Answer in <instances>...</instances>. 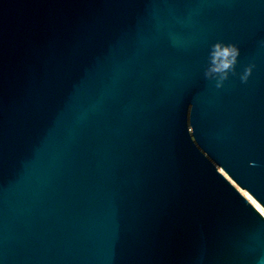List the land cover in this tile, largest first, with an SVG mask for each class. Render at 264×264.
I'll return each mask as SVG.
<instances>
[{
  "label": "water",
  "instance_id": "1",
  "mask_svg": "<svg viewBox=\"0 0 264 264\" xmlns=\"http://www.w3.org/2000/svg\"><path fill=\"white\" fill-rule=\"evenodd\" d=\"M0 264H264V0H0Z\"/></svg>",
  "mask_w": 264,
  "mask_h": 264
},
{
  "label": "clouds",
  "instance_id": "2",
  "mask_svg": "<svg viewBox=\"0 0 264 264\" xmlns=\"http://www.w3.org/2000/svg\"><path fill=\"white\" fill-rule=\"evenodd\" d=\"M240 55L239 48L234 44L217 42L213 45L212 60L205 71L206 78L218 77L217 87L228 78L229 72L234 70L237 59ZM252 73V66H249L242 75V81L246 82Z\"/></svg>",
  "mask_w": 264,
  "mask_h": 264
}]
</instances>
